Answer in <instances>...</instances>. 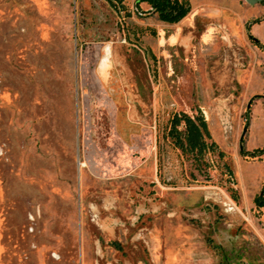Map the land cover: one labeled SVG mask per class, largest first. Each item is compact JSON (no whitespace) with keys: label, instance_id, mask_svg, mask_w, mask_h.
<instances>
[{"label":"rangeland","instance_id":"rangeland-1","mask_svg":"<svg viewBox=\"0 0 264 264\" xmlns=\"http://www.w3.org/2000/svg\"><path fill=\"white\" fill-rule=\"evenodd\" d=\"M137 1L0 0V264H264V0Z\"/></svg>","mask_w":264,"mask_h":264},{"label":"trees","instance_id":"trees-1","mask_svg":"<svg viewBox=\"0 0 264 264\" xmlns=\"http://www.w3.org/2000/svg\"><path fill=\"white\" fill-rule=\"evenodd\" d=\"M141 3L149 4L152 7L153 12L159 15L161 21L172 24L180 22L191 11L188 2L179 0H138L137 7ZM256 23H259V20L256 21ZM256 43L259 44L258 41H256ZM183 121L187 124V134L185 135L178 130ZM168 136L173 140L176 147L185 154H192L193 158L198 163H203V159L208 153L215 154L218 151L221 159L225 156L222 151H219L216 144L208 142L210 135L207 124L203 119L194 122L187 117L177 116L171 121V130L169 131ZM246 154L249 155L248 153ZM263 154L264 150L259 151V153L255 152L251 156L255 157ZM228 172L230 176H232V171L228 169ZM259 201V207L264 206L263 199L260 198Z\"/></svg>","mask_w":264,"mask_h":264},{"label":"flooded vegetation","instance_id":"flooded-vegetation-1","mask_svg":"<svg viewBox=\"0 0 264 264\" xmlns=\"http://www.w3.org/2000/svg\"><path fill=\"white\" fill-rule=\"evenodd\" d=\"M179 1H183V0H179ZM184 2H188L189 3V1L188 0H184ZM189 5H190V3H189ZM138 8V7H137ZM150 8H151V12H152V14H157V13H154L153 12V9H152V7L150 6ZM190 8H191V5H190ZM191 12V11H190ZM190 14V13H189ZM188 14V15H189ZM158 15V14H157ZM187 15V16H188ZM187 16L185 17V18H183L180 22H178V23H174V24H172V23H168V22H164V21H162L163 23H165V24H167V25H178V27H177V32L174 34V38L175 37H177L178 35H179V31H180V29H181V27L183 26V24H184V20L187 18ZM158 17H159V15H158ZM160 19V18H159ZM161 21V20H160ZM181 23V24H180ZM181 25V26H180ZM209 37H210V35H208ZM249 37L255 42V44L256 45H259V46H261L260 45V42H259V40L257 39V38H255V37H253L251 34L249 35ZM173 38V39H174ZM256 41H258V43L259 44H257L256 43ZM196 50V52H198V54L200 53V55L202 54H204V52L205 51H203V50H201L199 47H197V48H195ZM201 50V51H200ZM185 73V72H184ZM186 75V74H185ZM251 106H252V101L249 103V105H248V110H250V108H251ZM187 117V118H189V119H191L192 121H194V122H198L199 121V119H203V121L207 124V128H208V132H209V135H210V138H209V140H208V142L209 143H214V144H216L215 143V141H212V137H211V133H210V131H209V127H208V123H207V119H206V116H205V113L203 112V111H201V109H199V111H198V113L196 114V115H191V114H189V113H187V112H184V111H182V112H179V113H176V114H174L173 116H172V118H171V120H170V128H169V131L171 130V121L175 118V117ZM247 128H248V126H247ZM178 130L179 131H181L184 135L185 134H187V124H186V122L185 121H183L182 122V124L179 126V128H178ZM247 131H248V129H247ZM169 133V132H168ZM247 133V132H246ZM246 135V134H245ZM245 135H244V137H245ZM169 137V136H168ZM173 141V140H172ZM174 143V142H173ZM243 144H244V139H243V141H242V148H241V150L243 151ZM175 145V144H174ZM217 145V144H216ZM176 146V145H175ZM218 146V145H217ZM241 146V145H240ZM178 148V147H177ZM219 148V147H218ZM179 149V148H178ZM219 155V154H218ZM112 245L113 246H115V248L117 249V250H121L122 249V247H121V245L118 243V242H114V243H112Z\"/></svg>","mask_w":264,"mask_h":264},{"label":"water","instance_id":"water-1","mask_svg":"<svg viewBox=\"0 0 264 264\" xmlns=\"http://www.w3.org/2000/svg\"><path fill=\"white\" fill-rule=\"evenodd\" d=\"M248 3H250V4H258V3H260L261 1H263V0H246ZM247 126L245 127V129H244V133H243V137L241 138V148H242V141H243V139H244V135L246 134V132H247Z\"/></svg>","mask_w":264,"mask_h":264},{"label":"crops","instance_id":"crops-1","mask_svg":"<svg viewBox=\"0 0 264 264\" xmlns=\"http://www.w3.org/2000/svg\"><path fill=\"white\" fill-rule=\"evenodd\" d=\"M181 26V25H180Z\"/></svg>","mask_w":264,"mask_h":264}]
</instances>
